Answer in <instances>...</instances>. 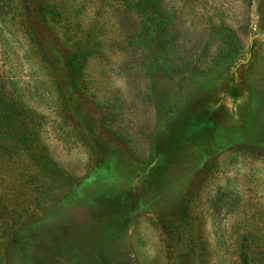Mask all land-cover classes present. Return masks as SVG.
Here are the masks:
<instances>
[{"label":"rangeland","instance_id":"obj_1","mask_svg":"<svg viewBox=\"0 0 264 264\" xmlns=\"http://www.w3.org/2000/svg\"><path fill=\"white\" fill-rule=\"evenodd\" d=\"M0 264H264V0H0Z\"/></svg>","mask_w":264,"mask_h":264}]
</instances>
